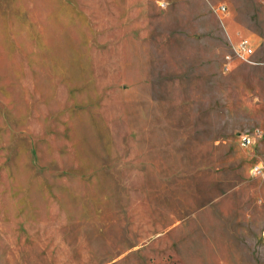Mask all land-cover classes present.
<instances>
[{
  "label": "rangeland",
  "instance_id": "1",
  "mask_svg": "<svg viewBox=\"0 0 264 264\" xmlns=\"http://www.w3.org/2000/svg\"><path fill=\"white\" fill-rule=\"evenodd\" d=\"M0 264H264V0H0Z\"/></svg>",
  "mask_w": 264,
  "mask_h": 264
},
{
  "label": "built area",
  "instance_id": "2",
  "mask_svg": "<svg viewBox=\"0 0 264 264\" xmlns=\"http://www.w3.org/2000/svg\"><path fill=\"white\" fill-rule=\"evenodd\" d=\"M237 52L240 56H242L244 59H248L253 54V49L251 47H248L245 42H242L237 49ZM245 144H249L250 140L245 138L244 139ZM262 172V168L260 166H256L253 170L254 174H259Z\"/></svg>",
  "mask_w": 264,
  "mask_h": 264
}]
</instances>
